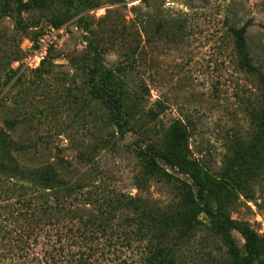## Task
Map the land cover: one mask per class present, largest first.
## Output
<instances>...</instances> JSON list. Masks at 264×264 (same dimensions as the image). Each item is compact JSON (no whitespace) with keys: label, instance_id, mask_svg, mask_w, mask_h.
Segmentation results:
<instances>
[{"label":"rangeland","instance_id":"374dc122","mask_svg":"<svg viewBox=\"0 0 264 264\" xmlns=\"http://www.w3.org/2000/svg\"><path fill=\"white\" fill-rule=\"evenodd\" d=\"M243 25L253 64L264 75V0H118L81 11L51 2L1 14L0 156L11 137L33 138L38 147L29 153L35 151L41 162L63 157L80 175L92 167L78 163L76 152L93 145V177L101 184L156 204L177 203L184 186L197 191L192 177L167 166L173 182L138 180L136 149L150 142L161 146L175 125L187 133L190 157L220 175L236 142L256 131L264 102V82L236 53L230 26ZM43 36L51 38L46 49ZM95 46L105 67L128 63L117 82L135 105L134 126L122 135L88 96L86 62ZM6 119L18 121L14 135ZM235 193L225 204L228 219L201 214L204 223L181 264H244L259 254L232 221L264 235V170ZM212 224L232 238L224 241Z\"/></svg>","mask_w":264,"mask_h":264},{"label":"trees","instance_id":"16d2710c","mask_svg":"<svg viewBox=\"0 0 264 264\" xmlns=\"http://www.w3.org/2000/svg\"><path fill=\"white\" fill-rule=\"evenodd\" d=\"M50 1L81 11L118 0H0V15ZM68 18L66 15L62 20ZM230 30L241 65L257 71L264 82L249 51L248 27L230 26ZM93 49L86 62L88 96L107 110L115 132L125 134L134 126L135 105L129 103L117 76L127 71L128 63L105 67L100 48ZM9 73L15 75L12 68ZM255 120L256 131L248 140L236 142L219 176L190 157L187 133L175 125L161 146L155 142L139 145L136 154L142 170L138 180L173 182L176 177L168 166L190 175L197 187L195 192L184 186L180 201L166 205L101 184L93 177V145L79 147L76 152L78 163L92 167L79 175L63 157L41 162L35 151L29 153L38 147L33 138L11 137L9 150L0 156V264H181L185 247L204 223L201 214L209 219H228L225 204L263 172L264 102ZM5 125L14 135L19 123L6 119ZM232 223L259 250L244 264H264V235L239 221ZM209 227L224 241L232 238L220 226Z\"/></svg>","mask_w":264,"mask_h":264},{"label":"built area","instance_id":"2783aa9c","mask_svg":"<svg viewBox=\"0 0 264 264\" xmlns=\"http://www.w3.org/2000/svg\"><path fill=\"white\" fill-rule=\"evenodd\" d=\"M46 35H47V34H46ZM44 36H45V35H44ZM44 36H43V38L41 39L42 42H44V43H42V45L44 44V46L42 47V49H46V44H45V43L51 41V38H50L49 36L45 37V38H46V41H45Z\"/></svg>","mask_w":264,"mask_h":264}]
</instances>
